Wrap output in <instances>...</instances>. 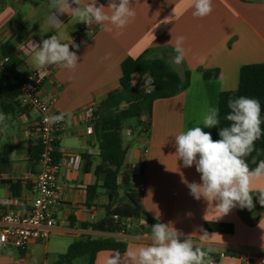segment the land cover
<instances>
[{"label":"crops","instance_id":"1","mask_svg":"<svg viewBox=\"0 0 264 264\" xmlns=\"http://www.w3.org/2000/svg\"><path fill=\"white\" fill-rule=\"evenodd\" d=\"M39 2L0 0V48L11 44L20 60L13 72L0 69V86L24 80L35 69L23 50L27 42L40 43L57 32L63 42L73 41L79 46L73 47L79 57L77 67L69 70L56 66L43 84V96L52 102V112L71 114L70 119L65 115L57 135L60 148L57 157L68 162L79 157L77 169L70 165L62 167L58 179L61 195L52 208L56 224L45 242L51 236L70 238L69 244L86 237H112L128 244L125 252L100 251L94 264H108L116 256L121 258L120 264H128L129 248L150 245L151 229L146 232L132 229L122 234L98 226L106 218L109 201L99 203L108 193L103 187L104 175L95 173L100 150L92 119L87 117L89 108L95 111L109 93L120 88L123 61L147 53L149 58L166 60L181 77L189 71L190 83L178 95L154 102L149 132L138 133L127 144L124 141L128 146L126 170L131 180L125 184L123 173L119 175V197L111 211L124 221L136 219L129 215L139 205L156 222L177 229L182 234L181 240L189 237L203 250L211 249L210 253L219 257L218 264H239L228 255L241 251L264 255V206L256 193L264 189V178L253 181V208L237 206L220 216L215 201L210 203L203 197L197 200L190 194L187 184L201 183V174L195 164L184 167L175 154V136L199 124L210 107H218L222 92L238 88L241 68L264 63V0H212V13L203 18L193 15L192 0H133L135 18L125 28L111 32L97 25L80 31L84 23H74L67 14L59 15L64 23L59 29H51L47 22L50 9L43 16L38 10ZM88 2L82 0L84 4ZM108 3L109 0H97L98 5L105 7ZM180 36L186 38L185 59L176 65L174 46ZM3 57L0 52V60ZM207 70H217V77L206 78ZM136 79L134 76V82ZM0 113H3L1 95ZM5 116L0 123V153L10 149V165L5 173H0V209L22 210L33 201L29 174L41 169L33 159L39 147L36 131L39 115L20 104L18 111ZM199 126L212 135L213 128ZM140 163L144 164L143 171L136 175ZM10 182L20 183L19 197L14 196ZM141 183L143 191L139 189ZM13 199L19 201L17 206L5 204ZM207 222L232 224L234 231H206ZM39 243L33 242L31 246ZM22 255L31 264L32 252L27 249Z\"/></svg>","mask_w":264,"mask_h":264},{"label":"clouds","instance_id":"2","mask_svg":"<svg viewBox=\"0 0 264 264\" xmlns=\"http://www.w3.org/2000/svg\"><path fill=\"white\" fill-rule=\"evenodd\" d=\"M133 0H109L108 6L98 5L97 0H49L50 15L47 22L51 29H59L64 23L59 15L67 14L74 23L87 26L97 25L105 31L125 28L136 12L132 7ZM191 7L196 17H206L213 11L212 0H192ZM105 8L109 9L108 12ZM168 18H166L167 22ZM42 39L40 43L29 41V56L32 66L37 70L39 78L48 74L50 66L74 70L77 67V53L70 50L78 48L73 41L65 43L59 33ZM90 35V32L88 33ZM120 33L117 32V35ZM185 37H177L174 46L173 62L180 65L185 59L183 43ZM230 112L225 116L228 126L221 127L218 140H213L205 128L220 125L218 107H210L202 121L175 136L176 155L183 161L184 167L195 164L196 171L201 174V183H188L190 194L197 200L201 197L210 203L215 201V208L220 216L227 215L233 208L251 209L253 204V181L264 178V160H260L255 168H250L246 157L256 151L255 143L264 135L261 125V104L255 98L240 96L229 98ZM70 113L46 116L45 120L53 123L63 121ZM6 116L0 113V123ZM255 163V160H253ZM259 193V203L264 206V189ZM144 223H147L146 220ZM207 233L202 235L203 238ZM181 233L169 224L156 223L151 226V243L146 247L129 248L128 264H215L208 251L194 244L189 237L181 240ZM120 257L109 260L108 264H120Z\"/></svg>","mask_w":264,"mask_h":264},{"label":"trees","instance_id":"3","mask_svg":"<svg viewBox=\"0 0 264 264\" xmlns=\"http://www.w3.org/2000/svg\"><path fill=\"white\" fill-rule=\"evenodd\" d=\"M0 52L3 56L10 58L4 69L13 72L15 67L20 64V60L15 56V48L7 43L0 48ZM121 67L120 88L108 94L106 99L94 111L92 119L93 132L100 150V163L97 165L95 173L104 175L103 187L109 197V203L106 206V218L98 226L114 233H121L123 230L127 233L132 230L126 229L122 216L111 211L119 197V175L123 173V182L125 184H128L131 180V176L126 170L128 146L124 145L123 140L126 121L135 118L141 127L139 133L145 134L149 132L154 102L158 99L178 95L190 83L189 71H186L184 77H181L166 60L149 58L147 53L139 58L129 57L125 59ZM204 75L208 79H213L217 77L218 72L217 70H207L204 71ZM134 76H137L138 79L136 83L134 82ZM148 80L150 81L148 82ZM21 81L15 84L6 82L0 86L1 106L4 115H9L19 109L20 103L17 99L20 95L19 86ZM148 86L150 87L149 89ZM240 96L259 100L261 118L264 120V63L243 66L240 70L238 88L220 94L218 108L221 123L219 126L213 127V140L220 139V128L228 126L230 123L225 119V116L230 112L227 106L229 98L234 99ZM261 128L264 130V123H262ZM255 148L256 151L246 157L250 168H255L260 160H264V135L256 141ZM40 151V147H37L33 157L35 161L39 160ZM9 154V148L0 153V173H5L10 165ZM253 160H255V163ZM10 185L14 196L19 197L17 189L20 187V183L10 182ZM114 215H118L119 219H114ZM129 216L137 219L144 218L148 223L147 227L133 228L136 231H149L152 225L158 223L139 205L134 213ZM204 229L210 232L232 233L234 226L226 223L207 222L204 225ZM127 247L128 244L126 242L112 237H86L70 244L67 252L60 256L59 263L72 264L77 258H86L87 264H94L100 251L125 252ZM209 254L214 261L219 260L218 255Z\"/></svg>","mask_w":264,"mask_h":264},{"label":"built area","instance_id":"4","mask_svg":"<svg viewBox=\"0 0 264 264\" xmlns=\"http://www.w3.org/2000/svg\"><path fill=\"white\" fill-rule=\"evenodd\" d=\"M90 28L86 24L82 25L80 31ZM34 42V41H32ZM37 43V42H35ZM23 50L29 53V42L23 46ZM70 50L73 47L70 45ZM10 58L4 56L0 60V69L5 68ZM56 66L48 68V74L42 79L39 78L37 70H32L26 79L20 82L18 97L19 103L26 109H33L38 112L39 120L36 127L38 134V146L40 147V155L38 163L41 169L35 173L29 174L32 181L31 193L33 196L32 205L22 210L16 209H0V249L7 247H16L20 252H25L29 245L33 242H45L48 240L51 230L56 224L53 216L52 208L58 204L61 190L58 186V179L64 165H70L77 169L79 157H74L71 161H65L57 157L60 154V148L57 143V135L62 129V121L50 122L46 121V116H54L52 112V102L43 96V84L45 80L52 74ZM87 117L93 119L94 109L87 110ZM148 154V150H144V155ZM144 164L140 163L136 175H141ZM141 191L144 185H139ZM8 205L17 206L19 201L10 200ZM114 219H119L118 215H114ZM144 218L126 219V229L147 227L148 223H144ZM147 222V221H146ZM88 225V224H86ZM122 234L125 233L123 230ZM238 260L239 264H264V255H253L247 251H241L237 254L228 255ZM16 264H28L25 256H21ZM218 264V261H215Z\"/></svg>","mask_w":264,"mask_h":264},{"label":"rangeland","instance_id":"5","mask_svg":"<svg viewBox=\"0 0 264 264\" xmlns=\"http://www.w3.org/2000/svg\"><path fill=\"white\" fill-rule=\"evenodd\" d=\"M37 1V0H33ZM49 0H44L39 2V13L43 16L49 11ZM138 79L135 80V83ZM150 87L148 86V89ZM141 127L138 123V120L135 118L128 119L126 121L125 130L123 132L124 141L127 144L130 142V138L133 139L138 135ZM132 184H135V181H132ZM109 201L108 196L105 194L104 197L99 201V203H107ZM102 210V209H101ZM105 214V211L103 210ZM70 238H61L56 236H51L50 240L46 242H40L36 246L28 247V250L32 252L31 264H65L59 263V258L61 255L67 252L68 246L71 243ZM21 256V252L16 247H7L6 249H0V264H16V261ZM72 264H87L86 258H77Z\"/></svg>","mask_w":264,"mask_h":264}]
</instances>
